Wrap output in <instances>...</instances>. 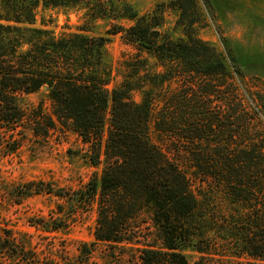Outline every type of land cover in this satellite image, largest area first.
<instances>
[{
	"label": "trees",
	"instance_id": "obj_1",
	"mask_svg": "<svg viewBox=\"0 0 264 264\" xmlns=\"http://www.w3.org/2000/svg\"><path fill=\"white\" fill-rule=\"evenodd\" d=\"M107 1L0 0V153L15 154L26 131L46 135L56 123H69L94 153L92 165L104 162L82 202L96 215V241H129L130 221L147 207L162 251L143 250L142 264H188L180 253L187 245L199 254L193 264H209L212 255L264 262V95L246 89L236 68L228 69L191 29H184V39H167L156 12L140 15L126 2L118 7L109 0V10L133 25L113 24L106 34H121L135 61L127 64L132 75L111 90V71L102 60L106 38H56L35 27L40 4H83L92 17H106ZM171 4L185 10L193 1ZM143 53L155 60L156 71L140 75ZM41 90L50 112L43 100L22 108L25 96ZM151 121L168 148L151 142ZM23 187L21 199L66 195L41 182ZM3 233L0 257L19 258L23 248L11 232Z\"/></svg>",
	"mask_w": 264,
	"mask_h": 264
},
{
	"label": "rangeland",
	"instance_id": "obj_2",
	"mask_svg": "<svg viewBox=\"0 0 264 264\" xmlns=\"http://www.w3.org/2000/svg\"><path fill=\"white\" fill-rule=\"evenodd\" d=\"M108 1L106 17H92L83 4L67 8H43L40 4L35 12V27L49 30L56 38L68 34L106 38L102 60L111 71L107 85L111 90L123 77L132 75L127 64H133L136 52L122 42L121 34H106L113 24L133 25L132 21L116 17L113 12L116 10H109ZM110 1L118 7L126 2L140 15L156 12L161 21L159 30L167 39H184V29H191L196 38L214 48L228 69L236 68L246 89L264 95V0H192V6L185 10L171 4L177 0ZM141 57L146 65L139 68L140 75L156 71L155 60L149 54L143 53ZM42 92L25 96L20 103L22 108L32 109L43 100L44 111L50 112ZM132 98L139 101V92H133ZM212 107L214 112L218 110L216 103ZM149 136L159 148L169 147L168 139L155 129L153 121L149 123ZM93 154L69 123H56L46 135L26 131V139L15 154L0 153V233L11 232L24 250L19 258H9V253H4L0 264H142L143 250L162 251L160 232L147 207L130 221L126 237L129 241L112 243L94 239L96 215L82 206L88 184L104 167L103 161L92 165ZM28 182L49 184L63 189L66 195L40 193L17 197ZM58 224L61 227L54 229ZM219 250L216 254L221 253ZM180 253L188 264L199 257L188 245ZM210 258L209 264H264L246 257Z\"/></svg>",
	"mask_w": 264,
	"mask_h": 264
},
{
	"label": "water",
	"instance_id": "obj_3",
	"mask_svg": "<svg viewBox=\"0 0 264 264\" xmlns=\"http://www.w3.org/2000/svg\"><path fill=\"white\" fill-rule=\"evenodd\" d=\"M45 88H43V90H44Z\"/></svg>",
	"mask_w": 264,
	"mask_h": 264
},
{
	"label": "crops",
	"instance_id": "obj_4",
	"mask_svg": "<svg viewBox=\"0 0 264 264\" xmlns=\"http://www.w3.org/2000/svg\"><path fill=\"white\" fill-rule=\"evenodd\" d=\"M144 12V11H143Z\"/></svg>",
	"mask_w": 264,
	"mask_h": 264
}]
</instances>
